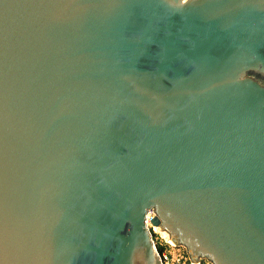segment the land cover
<instances>
[{
	"label": "water",
	"instance_id": "1",
	"mask_svg": "<svg viewBox=\"0 0 264 264\" xmlns=\"http://www.w3.org/2000/svg\"><path fill=\"white\" fill-rule=\"evenodd\" d=\"M264 264V0H0V264Z\"/></svg>",
	"mask_w": 264,
	"mask_h": 264
},
{
	"label": "built area",
	"instance_id": "2",
	"mask_svg": "<svg viewBox=\"0 0 264 264\" xmlns=\"http://www.w3.org/2000/svg\"><path fill=\"white\" fill-rule=\"evenodd\" d=\"M156 215L157 214L154 209L148 210L146 214V223L149 230L152 233L154 243L157 247V250L159 252L163 264H214L210 259L205 257L204 258L201 257L198 261H193L192 258L190 257V254L188 253L186 246L181 244L180 245L175 244L171 240L170 234L166 230H162L160 226L154 225L152 223V219ZM165 233H167L168 236ZM160 241L171 247H180L186 252V254L170 256L165 250L159 247Z\"/></svg>",
	"mask_w": 264,
	"mask_h": 264
},
{
	"label": "rangeland",
	"instance_id": "3",
	"mask_svg": "<svg viewBox=\"0 0 264 264\" xmlns=\"http://www.w3.org/2000/svg\"><path fill=\"white\" fill-rule=\"evenodd\" d=\"M159 247L161 249L165 250L170 256L186 254V252L183 249H181L180 247H171V246L163 243L162 241L159 242Z\"/></svg>",
	"mask_w": 264,
	"mask_h": 264
},
{
	"label": "clouds",
	"instance_id": "4",
	"mask_svg": "<svg viewBox=\"0 0 264 264\" xmlns=\"http://www.w3.org/2000/svg\"><path fill=\"white\" fill-rule=\"evenodd\" d=\"M184 3H187V0H184Z\"/></svg>",
	"mask_w": 264,
	"mask_h": 264
},
{
	"label": "bare ground",
	"instance_id": "5",
	"mask_svg": "<svg viewBox=\"0 0 264 264\" xmlns=\"http://www.w3.org/2000/svg\"><path fill=\"white\" fill-rule=\"evenodd\" d=\"M167 235V233H165ZM168 236V235H167Z\"/></svg>",
	"mask_w": 264,
	"mask_h": 264
}]
</instances>
